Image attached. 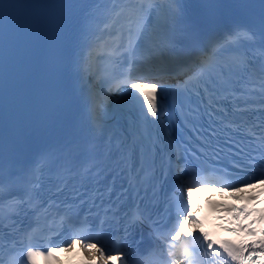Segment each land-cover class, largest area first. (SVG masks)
<instances>
[{
	"label": "snow or ice",
	"instance_id": "6c2138e0",
	"mask_svg": "<svg viewBox=\"0 0 264 264\" xmlns=\"http://www.w3.org/2000/svg\"><path fill=\"white\" fill-rule=\"evenodd\" d=\"M35 2L36 0H17V2L5 4L3 5L4 14L0 17V264H37L36 258L39 256L45 257L46 260L56 259V252L60 248L68 250L81 242H83V248H96L97 243L105 246L111 243L112 247L107 256L104 248L97 251L107 261L115 259L116 264H185V262L205 264L209 256L213 259L219 258V264H243V261L251 258L254 252L264 254V241L258 249L254 245H249L248 257H245L246 249L236 244L220 242L219 247L214 248L216 242L212 241L206 233L192 234L190 238L189 234L184 232L185 221L190 224L199 223V218L193 215L195 205L192 193L195 188L219 183L225 188L240 191L241 187H255L257 183L264 185V0H256L260 7L259 32L245 29L233 34L240 43L255 42L259 36V67L246 58L225 59L222 53L226 49L223 47L215 51L206 49L192 65L187 67L184 73L186 79L180 82L182 86L173 90L155 78L133 75L135 66L139 63L138 57L143 56L145 51L150 53L155 51L148 47L146 41L149 39L151 18L161 7L160 0H92L97 8L106 9V18L103 26L98 30L99 34L89 23V18H85L83 31L90 34L92 39L87 42L89 49L87 56L77 61V65L86 66V71L90 70L97 56V49L101 46L105 48L107 51L101 55H106L111 60L109 75L105 82L110 86L113 81L116 82L115 86L124 94V103L125 106H130L129 110L139 103L144 126L159 125L162 120L170 119L174 114V107L183 111L185 105L181 97L191 101L193 96L202 97L205 93L211 94L209 106L220 103L216 97L222 93H226L224 98L229 100L235 96L236 99L233 102L237 112L241 113L240 120L243 122L248 109L240 107L241 99L255 91V86L259 89L260 123L253 124L252 128L258 127L260 134L256 136L255 132L249 129V134L259 141L254 149L258 155L252 157L254 161L251 166L252 177L237 181L230 175L211 176L206 170L180 169L187 179L179 183L180 196L176 197L173 194L174 198L167 202L166 211L171 212V223L167 226L159 219L153 218L157 187L163 188L171 172L173 158L179 164L181 156L168 155L167 163H165L164 154L168 152L169 146L161 147L159 130L154 136L147 127L133 125V131L119 139V142H116V137L108 140L106 155L108 159L114 160L113 171L118 176H122L126 182V186L121 184L120 194L115 198L113 195L116 191L115 179L111 185H104L103 191L100 187L90 189L86 183L91 180L97 185L102 184L99 177L103 175L105 169H102L98 163H92L83 172L78 173L85 182L73 189L70 203L58 202L59 196L67 188L64 172L61 170L62 165L55 170L54 187L57 189L54 193L55 198L49 197L45 200L41 196L42 174L45 169L52 170L56 163L53 159L54 153L42 156L39 165L33 167L23 179H13V173L6 169L4 159L6 43L13 32L15 10L21 5ZM64 2L77 3L79 0H64ZM221 2L222 0H165L164 6L168 10L165 25L179 22L185 18L190 9L219 6ZM249 2L250 0H237V3L241 5H247ZM66 55L69 60L67 72L70 74L71 47L67 49ZM122 66L123 71H121ZM237 76H240V80L236 79ZM244 76L248 79L245 80ZM238 84L253 87H244L241 90L237 87ZM237 92L240 93L239 96H236ZM172 96L176 97L175 105H165L163 102ZM243 102L247 104L248 100L244 99ZM112 111L111 103L106 98L93 95L95 131L100 133L101 139L104 138L106 131L103 117ZM165 167L168 169L167 173ZM257 167L261 170L259 175L255 171ZM38 172L40 176L37 175ZM18 185H20L19 188ZM17 191L19 194H16ZM149 192L152 194V202L145 203ZM252 198L255 199V197ZM129 199L131 203H128ZM89 203L91 204L88 208L89 213L93 209L96 210L97 216H101L102 213L101 228L95 230L94 235H85V233L93 232V229L87 225V216L79 225L73 222V209L77 204L84 207ZM22 210L33 217L27 227L20 226L15 219ZM239 211L249 215L246 208H241ZM76 215L78 216L79 213ZM109 220L120 224L121 228L112 234H106L102 225ZM144 225L151 229V235L155 241H159V244L154 243L149 249L141 250L138 242L134 246L130 238L138 229L142 231ZM65 227L71 229V235L65 243L57 246L49 245L44 251L38 250L39 239H47L51 242L52 233L59 234ZM4 241H7V246L13 251L7 260L4 258ZM145 251L148 252L147 256L144 255ZM98 264H103V260ZM207 264L212 262L208 261Z\"/></svg>",
	"mask_w": 264,
	"mask_h": 264
},
{
	"label": "bare ground",
	"instance_id": "6f19581e",
	"mask_svg": "<svg viewBox=\"0 0 264 264\" xmlns=\"http://www.w3.org/2000/svg\"><path fill=\"white\" fill-rule=\"evenodd\" d=\"M168 15V10L167 8H161V10L158 12L156 18H155V27L156 28H163L165 25V19ZM160 20V21H159ZM161 20L163 22H161ZM160 30H158L159 32ZM155 41H159V38H156L154 39ZM111 103V106H112V109L114 110V107H113V103ZM113 112V111H112ZM110 113V112H109ZM225 189V190H224ZM247 188H244V187H241L240 188V191H237V192H241L243 190H245ZM214 190H219L221 192H223V194H228V195H231L234 193L235 190L233 189H229V190H226V188H216V187H211V186H207V187H198L197 189H195L194 193H192V199H193V203H194V200L195 199H199L201 198L203 195H206V194H209L210 192L214 191ZM83 243V242H82ZM89 253L90 254H98L99 252L97 251V248H89Z\"/></svg>",
	"mask_w": 264,
	"mask_h": 264
}]
</instances>
